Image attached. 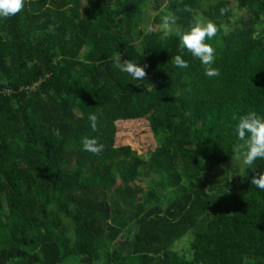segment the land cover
Returning a JSON list of instances; mask_svg holds the SVG:
<instances>
[{
	"label": "trees",
	"instance_id": "trees-1",
	"mask_svg": "<svg viewBox=\"0 0 264 264\" xmlns=\"http://www.w3.org/2000/svg\"><path fill=\"white\" fill-rule=\"evenodd\" d=\"M231 2L24 0L0 19V264H264V160L242 172L234 152V117L264 116V0ZM147 5L169 36L140 28ZM196 12L219 76L171 62Z\"/></svg>",
	"mask_w": 264,
	"mask_h": 264
},
{
	"label": "clouds",
	"instance_id": "clouds-1",
	"mask_svg": "<svg viewBox=\"0 0 264 264\" xmlns=\"http://www.w3.org/2000/svg\"><path fill=\"white\" fill-rule=\"evenodd\" d=\"M24 6V0H0V19L8 18L21 11ZM176 18L172 13L163 17L162 28L163 35L169 36L173 31ZM217 27L211 21L197 20L193 22L185 31L177 32L179 40V52L171 58L174 67L187 69L188 62L183 59L184 51L199 60L203 67L204 75L207 77L219 76V70L212 65L215 61L214 49L206 39L211 41L216 36ZM117 67L119 71L126 73L131 81L145 80V70L139 66L136 60L117 58ZM90 128L95 131L97 126V116L89 114L87 117ZM234 133L236 139L242 143L234 146L236 158L241 162V171L247 169L255 170L257 160H264V116L256 111H248L244 114L234 117ZM82 148L85 151L98 154L103 151V145L98 144L95 137H84ZM247 173V172H246ZM239 175V174H238ZM241 176V175H240ZM251 184L258 190L264 191V167H260L258 176H252Z\"/></svg>",
	"mask_w": 264,
	"mask_h": 264
},
{
	"label": "rangeland",
	"instance_id": "rangeland-1",
	"mask_svg": "<svg viewBox=\"0 0 264 264\" xmlns=\"http://www.w3.org/2000/svg\"><path fill=\"white\" fill-rule=\"evenodd\" d=\"M166 2H168L169 0H165ZM232 2V11L234 12L233 14L234 15H236V14H239V15H242V11H239V10H237V6H236V4H235V2H233V0H231ZM207 6V4H203V7H206ZM147 7V12L145 13L146 14V21H145V23H141L140 24V28L143 30V29H148V30H158L159 28L163 31V28H162V26H156V25H152V23H151V19H152V17H153V15H154V12L152 11V10H150L151 9V6L150 5H147L146 6ZM237 10V11H236ZM195 19H196V21L197 20H201V21H207L204 17H202V15L201 14H199V13H197L196 12V14H195ZM246 18V17H245ZM237 19V17H233L232 18V22L231 23H221V28H222V30L223 31H227L232 25H233V23H234V21ZM176 29H178L177 27H175ZM257 29H264V21L263 22H261V24H259L258 25V27H257ZM257 31V30H256ZM257 51V50H256ZM235 160H237V158L235 159ZM235 167H234V162H231V163H229L228 165H226L224 168H223V170H224V172H225V174L227 173V174H232V173H234L235 174ZM219 178H223V179H227V176L224 178V177H221V176H218ZM238 174L236 173L235 174V177H234V181H233V184H235V186H237V181H238ZM152 180H154V178L153 177H149V178H147V180H144L143 182H144V184H148V182L149 181H152ZM145 181H146V183H145ZM208 183V182H207ZM231 187H233V185H226L224 188H231ZM145 191V190H144ZM187 239H189L190 240V237H189V235H186V236H184L180 241H184V242H179V243H177L176 244V246H175V248H176V250L177 251H179V252H183L184 250L182 249L183 248V245L184 244H186V240ZM66 264H76V262L75 261H70V262H68V263H66ZM99 264V263H98Z\"/></svg>",
	"mask_w": 264,
	"mask_h": 264
}]
</instances>
